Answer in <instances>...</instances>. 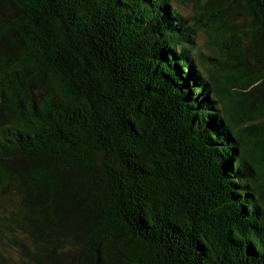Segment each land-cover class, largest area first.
<instances>
[{"label": "trees", "instance_id": "1", "mask_svg": "<svg viewBox=\"0 0 264 264\" xmlns=\"http://www.w3.org/2000/svg\"><path fill=\"white\" fill-rule=\"evenodd\" d=\"M0 264H264V0H0Z\"/></svg>", "mask_w": 264, "mask_h": 264}, {"label": "rangeland", "instance_id": "2", "mask_svg": "<svg viewBox=\"0 0 264 264\" xmlns=\"http://www.w3.org/2000/svg\"><path fill=\"white\" fill-rule=\"evenodd\" d=\"M173 4H174V7L181 10L185 15L190 14L191 9L188 6L184 5L183 3L174 2ZM241 23L243 25L242 27H244L245 26L244 22H239V24ZM201 30L202 31L198 33V48L200 49L201 53L205 56L213 55V53H211V51L209 50V48L213 46V45H210V42H212L210 34L208 33V30L206 29H201ZM214 48H217V47L214 46ZM216 55L221 56V58L225 57L224 55H222L221 51H217Z\"/></svg>", "mask_w": 264, "mask_h": 264}]
</instances>
